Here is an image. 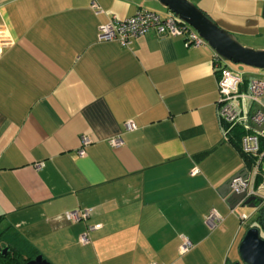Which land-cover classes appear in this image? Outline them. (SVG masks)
<instances>
[{"label":"crops","instance_id":"0c3cea01","mask_svg":"<svg viewBox=\"0 0 264 264\" xmlns=\"http://www.w3.org/2000/svg\"><path fill=\"white\" fill-rule=\"evenodd\" d=\"M192 1L241 43L264 49V0ZM140 9L175 13L159 0H0L13 38L0 57L4 242L52 264H242L238 245L257 206L240 210L248 204L230 206L221 192L251 166L220 116L215 49L154 30L129 45L100 38L103 24ZM245 66L240 93L264 78ZM252 109L239 98L240 125ZM83 135L92 141L82 154ZM78 207L93 210L68 219ZM213 208L224 217L217 226L206 221Z\"/></svg>","mask_w":264,"mask_h":264},{"label":"built area","instance_id":"2783aa9c","mask_svg":"<svg viewBox=\"0 0 264 264\" xmlns=\"http://www.w3.org/2000/svg\"><path fill=\"white\" fill-rule=\"evenodd\" d=\"M93 6L99 9V4L94 1ZM154 30L158 34L180 35L183 36L187 45H202L208 41L200 34V32L190 23L182 20L175 13L162 15L155 10L140 9L134 15L123 19H112L108 23L101 26L100 38L119 40L126 45L133 42L135 37L145 34L148 31ZM13 38L5 23L0 22V57L5 46L11 44ZM214 66L215 70L219 72V92H220V116L231 125L236 123L239 119V98L248 97L253 103V109L247 117L249 124L260 125L264 122V78L254 77L248 81V89L245 93H240L239 85L242 81V73L238 68L231 66L219 52H214ZM128 128L136 127L134 120L126 122ZM257 132L245 133L241 138V148L243 151L256 156L252 162L247 175L244 178L242 175L234 176L232 179V189L241 191L246 189V195L254 194L253 184L257 175L260 174L262 159L264 158V145L261 144V137H264V130ZM91 138L87 135L82 136L80 153L85 152V146L91 142ZM112 144L118 145L123 142L121 137H113ZM39 165V164H37ZM198 167L192 169V173L198 172ZM264 184V179H263ZM261 201H264V195H259ZM93 208H74L65 212V215L70 220L86 219L90 216ZM245 217V215H243ZM224 217L215 208L206 216V221L210 226H217L223 221ZM100 224L90 225V228L99 227ZM80 239L84 242L88 241L87 232L80 235ZM191 241L188 238L184 239L182 248L188 249ZM152 264H162L153 262Z\"/></svg>","mask_w":264,"mask_h":264},{"label":"water","instance_id":"95a60500","mask_svg":"<svg viewBox=\"0 0 264 264\" xmlns=\"http://www.w3.org/2000/svg\"><path fill=\"white\" fill-rule=\"evenodd\" d=\"M163 5L174 11L182 20L193 25L208 43L219 52L226 60L242 63L254 67L264 68V49L244 45L239 39L220 26L202 8L192 0H159ZM256 130H264V122L254 126ZM247 175V170H240L228 178L221 188L222 194L227 196L230 206L237 203L255 205L256 195H246V189L236 191L231 183L234 176ZM5 248L3 252H6ZM238 251L241 260L246 264H264V237L260 235L259 227L250 226L244 232ZM25 264H52L43 254H37L28 259Z\"/></svg>","mask_w":264,"mask_h":264},{"label":"trees","instance_id":"16d2710c","mask_svg":"<svg viewBox=\"0 0 264 264\" xmlns=\"http://www.w3.org/2000/svg\"><path fill=\"white\" fill-rule=\"evenodd\" d=\"M248 132L257 131L253 128V126L245 127L244 125H240L239 121L232 125L230 123L227 124L226 133L228 135L229 141L241 153L246 165L251 166L252 162L256 159V156L243 151L240 143L242 136ZM261 144L264 145V137H261ZM260 175L262 176V178L264 177L263 169H260V174L258 176L260 177ZM255 205L257 206V208L254 215V221L256 222V226L259 227L261 236L264 237V203L261 202L260 197H256ZM1 254L2 252H0V255ZM3 254L5 255V258L0 259V264H25L28 259L35 256L25 257L23 252L17 247H9V249H7L6 252H3ZM12 254H14V256H12ZM6 257H9V259H7ZM242 264L246 263L243 262Z\"/></svg>","mask_w":264,"mask_h":264},{"label":"rangeland","instance_id":"374dc122","mask_svg":"<svg viewBox=\"0 0 264 264\" xmlns=\"http://www.w3.org/2000/svg\"><path fill=\"white\" fill-rule=\"evenodd\" d=\"M229 62V64L231 65V66H233V67H235V68H247L246 66H245V64H242V63H234V62H232V61H228ZM258 70H264V68H257ZM240 210H250V209H252V206H248V205H240L239 207H238ZM254 221V218L253 217H251V219H249L248 220V223H252ZM245 227H246V224H244L243 225V228L245 229ZM6 233H7V230H6V225H5V223L4 222H0V252H2V254L0 255V259L1 258H5V255L3 254V250L5 249V248H8L9 249V244L7 243V242H4L5 240H4V238L3 237H6ZM13 247H15V246H13ZM12 256H14V254H12ZM24 256L25 257H28L29 256V254H27V255H25L24 254ZM7 259H9V257H6ZM237 264H239L238 262H236Z\"/></svg>","mask_w":264,"mask_h":264}]
</instances>
